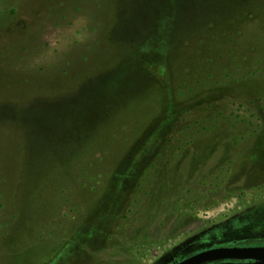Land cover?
Segmentation results:
<instances>
[{"label": "rangeland", "instance_id": "1", "mask_svg": "<svg viewBox=\"0 0 264 264\" xmlns=\"http://www.w3.org/2000/svg\"><path fill=\"white\" fill-rule=\"evenodd\" d=\"M238 245H264V0H0V264Z\"/></svg>", "mask_w": 264, "mask_h": 264}, {"label": "water", "instance_id": "2", "mask_svg": "<svg viewBox=\"0 0 264 264\" xmlns=\"http://www.w3.org/2000/svg\"><path fill=\"white\" fill-rule=\"evenodd\" d=\"M239 260L253 261L243 262ZM172 264H264V245L210 247Z\"/></svg>", "mask_w": 264, "mask_h": 264}, {"label": "flooded vegetation", "instance_id": "3", "mask_svg": "<svg viewBox=\"0 0 264 264\" xmlns=\"http://www.w3.org/2000/svg\"><path fill=\"white\" fill-rule=\"evenodd\" d=\"M239 246V245H238ZM253 246H258V245H253ZM206 249V248H205ZM239 261H243V262H252L253 260H239Z\"/></svg>", "mask_w": 264, "mask_h": 264}]
</instances>
